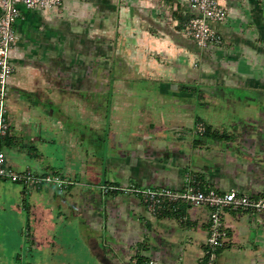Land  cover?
<instances>
[{"label": "crops", "instance_id": "obj_1", "mask_svg": "<svg viewBox=\"0 0 264 264\" xmlns=\"http://www.w3.org/2000/svg\"><path fill=\"white\" fill-rule=\"evenodd\" d=\"M218 1L226 16L212 25L221 42L205 48L175 27L179 15L191 14L186 0L16 5L5 164L37 174L47 165L38 142L61 137L67 127L82 139L113 128L86 124L79 111L99 114L105 103L122 120L115 128L124 146L91 156L82 150L77 157L87 163L71 169L61 192L54 184L21 188L60 204L94 264L204 262L209 206L167 199L154 212L141 193L125 187L193 184L264 195V0ZM135 30L139 40L127 36ZM207 124L230 136L200 135ZM220 217L225 241L214 250L215 264H264V211L223 207Z\"/></svg>", "mask_w": 264, "mask_h": 264}, {"label": "rangeland", "instance_id": "obj_2", "mask_svg": "<svg viewBox=\"0 0 264 264\" xmlns=\"http://www.w3.org/2000/svg\"><path fill=\"white\" fill-rule=\"evenodd\" d=\"M164 9L165 15L173 16L170 10L167 12V6ZM185 21V17L178 16L175 27L179 34ZM127 36L132 40H139L140 33L135 30ZM179 37L182 40L183 37ZM215 88L218 89L216 86ZM105 108L108 109L107 114H104ZM101 109L99 114H93L87 109L83 115L82 111L79 114L86 124L94 122L99 126H108L112 123L110 132L98 128L94 131V136L82 139L80 133L67 127L62 131L61 137L55 136L50 141L38 142V153L47 165L42 168V172L39 169L36 175L56 174L65 183L64 177L72 175V168L81 171L86 165L87 159L81 161L77 157L82 150L91 156L111 152L119 145L124 146L121 130L115 128L122 120L113 113L109 114L110 108L105 103H102ZM111 110L113 112L114 108ZM36 160L40 162V159ZM81 173L77 177L88 186L87 176L84 172ZM106 179L104 177L102 181ZM22 184L21 181L0 179V264H94V258L87 248L82 247L83 235L78 225L66 223L60 204L57 206L55 200L47 199L43 192L33 191L32 196H29L21 191ZM39 184H54L58 187V192L62 190L58 183ZM28 202H34L36 208L30 210Z\"/></svg>", "mask_w": 264, "mask_h": 264}, {"label": "built area", "instance_id": "obj_3", "mask_svg": "<svg viewBox=\"0 0 264 264\" xmlns=\"http://www.w3.org/2000/svg\"><path fill=\"white\" fill-rule=\"evenodd\" d=\"M65 0H0V136L9 131L10 122L5 115L4 99L7 93L9 77L13 72L10 50L16 39L13 23L18 14L17 4L26 8L43 10L59 7ZM191 14L184 23V32L190 36L199 47H207L211 42L220 43L221 36L212 25L213 21H221L226 16L223 5L218 0H186ZM203 127L199 128L201 131ZM0 179H11L30 183H58L63 180L59 175L46 173L36 175L29 171H17L5 164V155L0 147ZM105 187L113 188L112 185ZM141 193L148 207L154 211L164 199H184L194 205H207L210 212V231L206 241L208 248L203 264H215L214 250L224 244L225 232L222 227L220 211L223 207L246 209L254 212L264 211V195L253 197L236 189L217 191L214 188L201 189L193 184H187L183 190L167 186L160 187H125ZM154 264V260H150Z\"/></svg>", "mask_w": 264, "mask_h": 264}, {"label": "trees", "instance_id": "obj_4", "mask_svg": "<svg viewBox=\"0 0 264 264\" xmlns=\"http://www.w3.org/2000/svg\"><path fill=\"white\" fill-rule=\"evenodd\" d=\"M186 19L188 18V16L185 17ZM181 87H186V86H181ZM200 135L202 136H208L211 138H226L229 137L230 135L224 131H220L216 128H211V126L209 124L203 126V129L200 132ZM9 138L8 137V132H6L4 135L0 136V147L3 149V146L8 144L6 139ZM167 199H164V201ZM163 201V200H162ZM161 201V202H162ZM160 202V203H161ZM157 208L154 210V212H157Z\"/></svg>", "mask_w": 264, "mask_h": 264}]
</instances>
